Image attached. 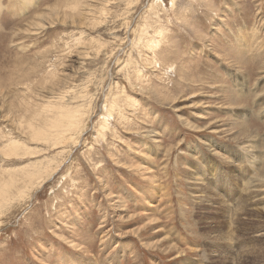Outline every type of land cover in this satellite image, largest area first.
<instances>
[{"label":"rangeland","instance_id":"1","mask_svg":"<svg viewBox=\"0 0 264 264\" xmlns=\"http://www.w3.org/2000/svg\"><path fill=\"white\" fill-rule=\"evenodd\" d=\"M0 4V264H264V0Z\"/></svg>","mask_w":264,"mask_h":264},{"label":"bare ground","instance_id":"2","mask_svg":"<svg viewBox=\"0 0 264 264\" xmlns=\"http://www.w3.org/2000/svg\"><path fill=\"white\" fill-rule=\"evenodd\" d=\"M108 1V0H107ZM96 2V1H95ZM99 2V1H98ZM53 7V6H52ZM0 8H1V4H0ZM57 8V7H56ZM93 12V11H92ZM99 12V11H98ZM55 13V12H54ZM69 15V14H68ZM73 15V14H72ZM91 15V14H90ZM52 17V16H51ZM70 17V16H69ZM73 17V16H72ZM78 19V18H77ZM57 20V19H56ZM77 22V21H76ZM116 92V91H115ZM59 95H61V94H59ZM81 96V95H80ZM60 97V96H59ZM61 98V97H60ZM78 99V98H77ZM113 99H115V98H113ZM66 100V99H65ZM107 100V99H106ZM109 101V100H108ZM51 102V101H50ZM59 103H61V101L59 102ZM62 103H63V101H62ZM114 103V102H113ZM111 105H113L112 103H111ZM51 106V105H50ZM46 107V106H45ZM63 107V106H62ZM72 107V106H71ZM111 107V106H110ZM52 108V107H51ZM54 108V107H53ZM56 108V107H55ZM60 108H61V106H60ZM69 108V107H68ZM113 108V107H112ZM111 108V109H112ZM59 109V108H58ZM65 109V108H64ZM114 110V109H113ZM49 111V110H48ZM55 111V110H54ZM60 111V110H59ZM62 111V110H61ZM68 111V110H67ZM112 112V111H111ZM55 113V112H54ZM65 113V112H64ZM76 113V112H75ZM108 113H110V112H108ZM51 114V113H50ZM69 114V113H68ZM77 114V113H76ZM75 114V115H76ZM54 115V114H53ZM58 115V114H57ZM108 115V114H107ZM39 116H40V114H39ZM73 116V115H72ZM61 117V116H60ZM75 117V116H74ZM110 117V116H109ZM45 118H48V116H46ZM50 119V118H49ZM124 119V118H123ZM63 120V119H62ZM70 120H72V119H70ZM76 120H77V118H76ZM75 120V122H78V120L76 121ZM43 121V120H42ZM52 121V120H51ZM57 121V120H56ZM45 122V121H44ZM46 122H48L47 120H46ZM53 122V121H52ZM62 122H65V121H62ZM67 122V121H66ZM41 124V123H40ZM48 124V123H47ZM46 124V125H47ZM59 124V123H58ZM71 124H74V123H70V125ZM45 125V126H46ZM49 125V124H48ZM66 125H69V123L67 122L66 123ZM37 126H39V125H37ZM51 127H52V125H50ZM54 126H56V125H54ZM75 125H73V127H74ZM42 127V126H41ZM50 127V128H51ZM60 128L62 127V126H59ZM71 127V126H70ZM73 127H71V129L73 128ZM45 128H47V127H45ZM49 128V127H48ZM57 128V127H56ZM65 128V127H64ZM69 128V127H68ZM59 129V128H58ZM75 129V128H74ZM28 130L31 132V135H32V137H33V139L34 140H43V139H46V138H48L49 136H50V134H52V129H51V131L49 132V130L47 131V130H45V129H43V128H37L35 125H30V126H28ZM63 130V129H62ZM70 130V129H69ZM64 131V130H63ZM54 132V131H53ZM58 132H61V129L60 130H58ZM57 133V132H56ZM65 132H62V135L61 136H63V134H64ZM52 135H55V134H52ZM57 136V135H56ZM60 136V135H59ZM57 138V137H56ZM60 138V137H59ZM62 139V138H61ZM47 140V139H46ZM52 140V138L50 139V141ZM58 142V141H57ZM20 146L17 144V143H12V144H8V146L6 147L7 149H14V150H16V151H18ZM7 149H5V152H7ZM26 152V151H25ZM22 153V152H21ZM21 155V154H20ZM10 156V155H9ZM8 156V157H9ZM18 156V155H17ZM29 156V155H28ZM38 165V164H37ZM39 166V165H38ZM38 166H33L34 168H33V171L32 172H28L27 174H26V177L27 178H29V180L32 182V179H35V178H41V176L42 175H40V173H41V167H38ZM30 168H32V167H30ZM47 168V167H46ZM3 170V169H2ZM22 171V170H21ZM24 171V170H23ZM25 171H27V170H25ZM16 173V172H15ZM18 173H19V171H18ZM8 174V173H7ZM11 174H13V173H11ZM10 174V175H11ZM23 174H24V172H23ZM6 175V174H5ZM4 175V176H5ZM3 175H2V177H4ZM19 176H20V174H19ZM8 177H9V175H8ZM15 177V176H14ZM17 177H18V175H17ZM11 178V177H10ZM10 178H9V181H11L10 180ZM3 180H4V178H3ZM8 180V179H7ZM14 180V179H13ZM20 180H22V179H20ZM16 181V180H15ZM17 181H19L18 179H17ZM5 182H7V181H5ZM30 182V183H31ZM39 182V181H38ZM0 183H2V182H0ZM33 183H35V181L33 182ZM17 183H15V185H16ZM14 186V185H13ZM20 186V185H19ZM19 186H18V188H19ZM22 187V186H21ZM3 188V187H2ZM6 189V188H5ZM14 189V188H13ZM11 190V189H10ZM2 191H5V190H2ZM16 191V190H15ZM8 192H10V191H8ZM14 192V191H13ZM5 192H0V203H1V201L3 200L4 201V199H6V196H5V194H4ZM7 196H8V193L6 194ZM10 196H12L11 195V192H10ZM9 200V199H8ZM242 209H244V208H242ZM120 211V210H119ZM146 215H149V212H146L145 213ZM130 217V216H129ZM128 217V218H129ZM146 223H147V225H150V226H153L154 224H156V223H158V221L155 219V218H153V216H150V217H148L147 219H146ZM102 224V223H101ZM161 239V238H160ZM69 243H70V241H68ZM159 240L158 241H155V242H153V244L152 245H149V244H144V246H146L148 249L149 248H151V249H155V250H157L158 252H159V250L158 249H161V250H165V249H162L160 246H159ZM77 245H80V244H77ZM163 245H164V243H163ZM162 245V246H163ZM168 248H173V249H175L176 250V252H177V254H176V257H179V256H181V255H184V253H185V251H178L179 249L177 248V247H175V245L173 246L172 244H171V246H169ZM168 248H166V250H168ZM169 249V250H170ZM152 251H154V250H152ZM169 252V251H168ZM176 252H174V253H176ZM165 253H167V252H165ZM187 254V253H186Z\"/></svg>","mask_w":264,"mask_h":264}]
</instances>
